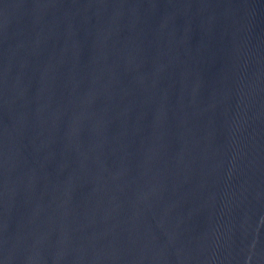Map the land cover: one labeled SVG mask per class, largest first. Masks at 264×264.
Here are the masks:
<instances>
[{
  "label": "water",
  "instance_id": "1",
  "mask_svg": "<svg viewBox=\"0 0 264 264\" xmlns=\"http://www.w3.org/2000/svg\"><path fill=\"white\" fill-rule=\"evenodd\" d=\"M0 264H264V0H0Z\"/></svg>",
  "mask_w": 264,
  "mask_h": 264
}]
</instances>
